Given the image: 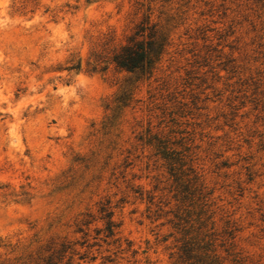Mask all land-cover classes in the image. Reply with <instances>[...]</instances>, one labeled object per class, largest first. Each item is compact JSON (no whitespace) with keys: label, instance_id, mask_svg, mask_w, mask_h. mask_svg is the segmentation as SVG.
<instances>
[{"label":"rangeland","instance_id":"1","mask_svg":"<svg viewBox=\"0 0 264 264\" xmlns=\"http://www.w3.org/2000/svg\"><path fill=\"white\" fill-rule=\"evenodd\" d=\"M148 1L0 0V264H264V11ZM148 6L149 76L106 61Z\"/></svg>","mask_w":264,"mask_h":264},{"label":"trees","instance_id":"2","mask_svg":"<svg viewBox=\"0 0 264 264\" xmlns=\"http://www.w3.org/2000/svg\"><path fill=\"white\" fill-rule=\"evenodd\" d=\"M152 1L149 0L148 3ZM254 1L259 9L264 11V0ZM147 12L136 24L134 31L127 37L126 42L119 48L111 50L107 62L109 61L117 68L133 74L147 76L151 74L153 64L163 51L167 37L162 27H159L158 22L151 20L150 6L147 8ZM103 68L105 66H102ZM122 96V99H127L129 93L125 92ZM100 210L103 212V218H106L105 229L107 235H112L114 228L118 226L112 220L113 212L108 206H102ZM175 227L184 230L179 221L175 223ZM187 232L188 230H185L184 234H188ZM209 245L210 243L198 240L197 237H186L185 235L181 246L178 248L176 264H222L220 256Z\"/></svg>","mask_w":264,"mask_h":264}]
</instances>
